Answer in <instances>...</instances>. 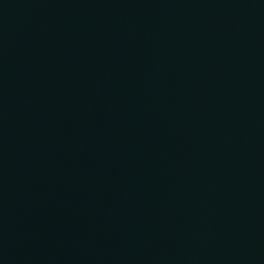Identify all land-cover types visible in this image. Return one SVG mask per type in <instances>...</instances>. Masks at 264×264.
Here are the masks:
<instances>
[{
  "label": "water",
  "instance_id": "obj_1",
  "mask_svg": "<svg viewBox=\"0 0 264 264\" xmlns=\"http://www.w3.org/2000/svg\"><path fill=\"white\" fill-rule=\"evenodd\" d=\"M0 264H264V0H0Z\"/></svg>",
  "mask_w": 264,
  "mask_h": 264
}]
</instances>
